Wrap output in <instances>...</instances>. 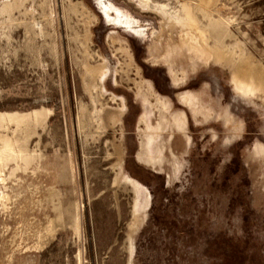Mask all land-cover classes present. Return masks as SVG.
<instances>
[{"label": "rangeland", "instance_id": "374dc122", "mask_svg": "<svg viewBox=\"0 0 264 264\" xmlns=\"http://www.w3.org/2000/svg\"><path fill=\"white\" fill-rule=\"evenodd\" d=\"M160 5H190L222 58L204 40L201 56L170 50L181 25ZM229 55L264 69V0H0V264H264V96L235 87ZM158 97L188 122L189 143L176 129L154 141L173 133L171 182L170 162L139 160ZM122 174L152 194L136 225Z\"/></svg>", "mask_w": 264, "mask_h": 264}, {"label": "bare ground", "instance_id": "6f19581e", "mask_svg": "<svg viewBox=\"0 0 264 264\" xmlns=\"http://www.w3.org/2000/svg\"><path fill=\"white\" fill-rule=\"evenodd\" d=\"M160 8H164L166 13L171 15V18L177 21L181 28L178 32L179 37L177 43L169 42L168 47L170 50H174L176 44H185L188 47V50L195 54L196 56H201L204 52H207L204 49L203 44L206 41L209 46L210 53L208 52V56L214 57L215 59H221L223 52L218 47L211 45L207 41V36L201 30H198L197 22L193 17V12L190 9V5H184L183 16L179 13H172L165 8L164 5H160ZM37 25V24H36ZM173 26V23H171ZM195 27V28H194ZM40 30L43 32L42 24L40 25ZM200 31V33H199ZM204 40V41H203ZM169 50L165 51L168 52ZM229 54V53H227ZM246 56V55H245ZM232 55H229L226 59L230 62H233L234 71H233V82L237 89L243 91L245 94H256L262 93L264 96V69H256L252 66V62L248 60L246 57H241L239 60H235L234 58L231 59ZM240 65H236V64ZM105 68H102L99 76L102 80L104 76ZM185 70L180 67L179 69H172V74L174 77V81L180 82L185 78ZM187 104H189L192 108V112L195 116L203 115L204 118H209L213 116V108L209 106L206 102L200 99L199 94L194 93H186L185 95H181ZM161 104L160 107V119L157 121L156 125L154 124V131H149V120H148V113L144 114L141 120L145 123V136L142 139V153L139 154V160L142 161L144 164H149L158 168V170H164V165L167 162H170L172 166V172H168L169 181L171 182L174 178H177L180 169L182 168V161L179 159L178 156L174 153V151L168 146L169 142L172 139V132L165 136L164 140L161 141L156 149H152L151 146L155 140H157L158 136L161 135L160 133L166 130L176 129L185 135L186 143H189L190 136L188 134V122L187 116L183 111L179 112H169L170 107L166 100L162 97H158L157 99ZM155 107V106H154ZM153 107V109H154ZM36 115H40V112H36ZM221 115V114H219ZM225 122L232 121V127L234 129H240L241 123L239 120L235 119L232 115L228 114L227 112L224 113ZM9 119H17L20 121L19 123L23 122L26 116H18V115H9L7 117ZM3 117H0V122H3ZM215 135V134H213ZM170 148V152L172 153V160L171 158H167V149ZM253 156H264V144L262 142H258L254 150L252 151ZM125 182H128L134 189L136 194L135 203H134V214L136 215V221L134 225L138 224V222H142L144 216L147 215L148 210L152 206V194L148 187L143 185L141 182L131 179L128 175L122 174L120 176ZM141 197V198H140ZM139 213H141V218H139ZM145 220V219H144ZM130 254L131 257L134 253V244L131 239L130 243ZM132 262V260L130 259ZM130 262V264H132Z\"/></svg>", "mask_w": 264, "mask_h": 264}, {"label": "crops", "instance_id": "0c3cea01", "mask_svg": "<svg viewBox=\"0 0 264 264\" xmlns=\"http://www.w3.org/2000/svg\"><path fill=\"white\" fill-rule=\"evenodd\" d=\"M156 123H157V122H156ZM155 125H156V124H155ZM166 131H167V130H166ZM163 132H164V131H163ZM163 132H161V133H163ZM168 134H169V133H168ZM168 134H167V135H168ZM172 134H173V133H172ZM136 135H137V123H136ZM159 136H160V135H159ZM159 136H158V137H159ZM164 138H165V137H164ZM172 138H173V136H172ZM137 139H138V146H137V149H139V148H140V145H139V137H138V135H137ZM157 140H158V138H157ZM157 140H155V141H157ZM163 140H164V139H163ZM163 140H161V141H163ZM161 141H160V142H161ZM160 142L156 143L155 146H154V143H153L152 146H151V148H152V149H156V148L158 147V145H159ZM171 142H172V139H171V141L169 142L168 146H170V148L172 149ZM141 145H142V144H141ZM170 148L167 147L166 149H170ZM142 149H143V148H142ZM184 149H185V148H184ZM141 162H142V161H141Z\"/></svg>", "mask_w": 264, "mask_h": 264}]
</instances>
